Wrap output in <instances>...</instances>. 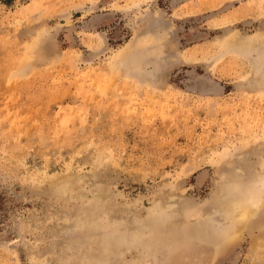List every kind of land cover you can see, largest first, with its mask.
I'll return each instance as SVG.
<instances>
[{
	"label": "rangeland",
	"instance_id": "rangeland-1",
	"mask_svg": "<svg viewBox=\"0 0 264 264\" xmlns=\"http://www.w3.org/2000/svg\"><path fill=\"white\" fill-rule=\"evenodd\" d=\"M253 191L264 0H0V264H264Z\"/></svg>",
	"mask_w": 264,
	"mask_h": 264
},
{
	"label": "bare ground",
	"instance_id": "bare-ground-1",
	"mask_svg": "<svg viewBox=\"0 0 264 264\" xmlns=\"http://www.w3.org/2000/svg\"><path fill=\"white\" fill-rule=\"evenodd\" d=\"M223 201L222 206L224 205L225 211L219 216L225 225L213 235L208 234L210 243L220 244L223 241L229 243L241 236L248 224L264 209V192L253 191L252 194L229 196V199ZM209 260H211L210 256L205 259L206 264Z\"/></svg>",
	"mask_w": 264,
	"mask_h": 264
}]
</instances>
